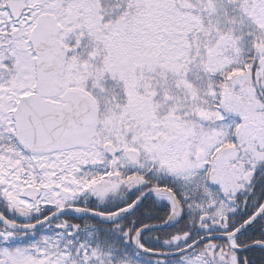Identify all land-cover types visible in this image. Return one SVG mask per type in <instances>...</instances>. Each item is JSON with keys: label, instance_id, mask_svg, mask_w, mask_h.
<instances>
[{"label": "snow or ice", "instance_id": "1", "mask_svg": "<svg viewBox=\"0 0 264 264\" xmlns=\"http://www.w3.org/2000/svg\"><path fill=\"white\" fill-rule=\"evenodd\" d=\"M0 264H264V0H0Z\"/></svg>", "mask_w": 264, "mask_h": 264}]
</instances>
